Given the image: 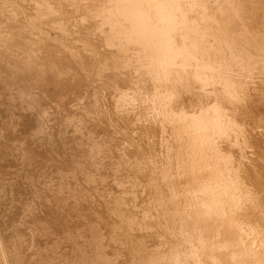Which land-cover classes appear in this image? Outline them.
<instances>
[{
  "label": "bare ground",
  "instance_id": "obj_1",
  "mask_svg": "<svg viewBox=\"0 0 264 264\" xmlns=\"http://www.w3.org/2000/svg\"><path fill=\"white\" fill-rule=\"evenodd\" d=\"M0 264H264V0H0Z\"/></svg>",
  "mask_w": 264,
  "mask_h": 264
}]
</instances>
